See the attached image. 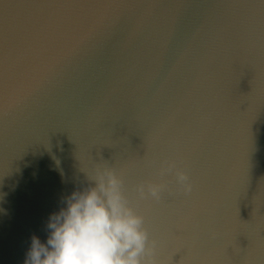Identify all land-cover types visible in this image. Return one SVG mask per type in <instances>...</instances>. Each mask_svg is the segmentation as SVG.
<instances>
[{"label":"water","instance_id":"1","mask_svg":"<svg viewBox=\"0 0 264 264\" xmlns=\"http://www.w3.org/2000/svg\"><path fill=\"white\" fill-rule=\"evenodd\" d=\"M103 168L143 264H264V0H0V264Z\"/></svg>","mask_w":264,"mask_h":264},{"label":"clouds","instance_id":"2","mask_svg":"<svg viewBox=\"0 0 264 264\" xmlns=\"http://www.w3.org/2000/svg\"><path fill=\"white\" fill-rule=\"evenodd\" d=\"M58 163V162H57ZM168 163L164 176L174 170ZM91 183L63 197V207L50 215L46 241L33 236L24 264H143L150 252L144 218L129 206L123 180L112 168L97 169ZM176 182L192 190L189 176L176 171ZM165 185L140 184V198L159 200Z\"/></svg>","mask_w":264,"mask_h":264},{"label":"snow or ice","instance_id":"3","mask_svg":"<svg viewBox=\"0 0 264 264\" xmlns=\"http://www.w3.org/2000/svg\"><path fill=\"white\" fill-rule=\"evenodd\" d=\"M171 252H172L173 254H175V252H176V248H175V246L171 249Z\"/></svg>","mask_w":264,"mask_h":264}]
</instances>
